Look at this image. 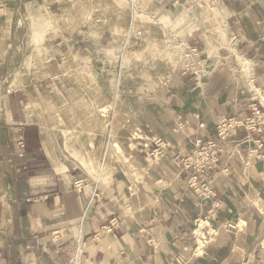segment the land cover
<instances>
[{"label": "crops", "instance_id": "obj_1", "mask_svg": "<svg viewBox=\"0 0 264 264\" xmlns=\"http://www.w3.org/2000/svg\"><path fill=\"white\" fill-rule=\"evenodd\" d=\"M66 1L0 0V54L20 9L40 33L50 30L42 37L51 41L47 44L61 40L64 51L65 41L72 40L71 52L81 57L91 40L81 30H59L68 24L62 9ZM221 7L238 55L249 62V75L236 57L230 61L238 66L218 65L205 81H200L206 73L203 60L198 71L177 75L161 121L132 137L131 150L144 168L134 181L102 169L90 173L78 165L66 167L59 149H51L40 123L47 120L43 107L62 131L77 121L67 110L52 113L46 101L50 94L58 99L65 89L61 67L50 66L38 79L32 76L31 92L29 83L12 81L0 111V264H179V258L186 264L251 259L264 264L261 228L254 235V218L245 212L255 189L264 197V157L251 152L255 143L246 141V129H234L223 143L217 166L202 176L206 191L188 186L192 173L184 167L190 151L215 137L223 115L249 116L254 108L264 112V6L258 0H221ZM4 66L5 56H0V91ZM30 93L36 95L35 105ZM156 140L167 146L154 156ZM103 166L113 167L111 161ZM204 213L213 216L214 233L200 248L190 218ZM241 220L247 221L245 231L239 229Z\"/></svg>", "mask_w": 264, "mask_h": 264}, {"label": "rangeland", "instance_id": "obj_2", "mask_svg": "<svg viewBox=\"0 0 264 264\" xmlns=\"http://www.w3.org/2000/svg\"><path fill=\"white\" fill-rule=\"evenodd\" d=\"M188 1L67 0L62 9L68 24L59 30H81L91 40L81 57L71 52L72 40L65 41L64 51L58 45L61 40L47 44L51 41L42 37L50 35V30L40 33L26 14L22 23L15 25L11 39L3 41L4 53L0 56H5V64L14 71L5 92L14 80L21 85L29 83L31 92L35 89L32 76L40 78L52 65L66 72L65 89L59 93V100L50 94L46 101L52 113L67 110L76 115L75 125L60 130L46 106L43 108L47 120L40 122L47 130L51 149L55 153L59 149L57 155L66 167L80 165L90 173L102 169L134 181L144 168L131 150L132 137L142 133V129H154L161 121L164 100L176 83V76L191 71L190 67L200 69L188 62L189 45L197 46L203 60L201 66L206 73H199L200 81H205L218 65L223 69L239 65L236 60L230 61L233 57L238 59L230 27L228 38H224L209 10L208 2L222 11L221 0H196L187 7ZM258 3L264 6V0ZM235 71L238 73L236 68ZM30 95V102L35 105L36 95ZM104 161H111L113 167L104 168ZM254 192L256 196L251 194L246 201L245 212L254 218L253 234L257 235L261 228L264 238V197H259V190ZM242 201L245 204V199ZM196 217L190 218L194 220L191 225L197 237L203 236L208 226L199 225L201 215ZM208 224L210 227L211 221ZM246 224L247 221L244 226L239 225V229L245 231ZM208 230L213 232L211 227Z\"/></svg>", "mask_w": 264, "mask_h": 264}, {"label": "built area", "instance_id": "obj_3", "mask_svg": "<svg viewBox=\"0 0 264 264\" xmlns=\"http://www.w3.org/2000/svg\"><path fill=\"white\" fill-rule=\"evenodd\" d=\"M186 57L192 66H199L202 63L200 51L195 45H189ZM189 70H192V68L190 67ZM239 127L246 129V141H254L255 143V148L251 152L264 157V153L260 151L264 147V136L262 135L264 132V112L254 108L253 114L249 116L223 115L216 126L215 137L205 143H200L194 150L190 151V154L183 158L184 167L192 173L188 179V186L191 189L196 191H206L208 189L207 182L202 176L208 169L217 166L220 161L223 143L230 138L231 132ZM20 143L24 146V141ZM154 143L155 147L151 151L154 156L160 154L167 146V143L162 140H156ZM209 193L211 194L213 191L210 190ZM229 227L234 228L235 225L230 223ZM178 262L179 264H186L182 258H179Z\"/></svg>", "mask_w": 264, "mask_h": 264}, {"label": "bare ground", "instance_id": "obj_4", "mask_svg": "<svg viewBox=\"0 0 264 264\" xmlns=\"http://www.w3.org/2000/svg\"><path fill=\"white\" fill-rule=\"evenodd\" d=\"M196 0H190L187 2V7H189V5H191L190 3H193L195 2ZM21 6V5H20ZM208 6H209V10H210V13H211V16L215 19L216 21V25H217V30L218 32L220 33V35H222L224 38H228V33H227V29H228V23L226 22V18L225 16L222 14V11L218 9L217 5H212L208 2ZM19 8V7H18ZM18 14V19H19V22L22 23V20L24 19V16H25V11L24 10H20L18 9L17 12ZM17 41V39H16ZM240 63L242 64V68H243V71L245 73H248L249 70V62L248 60H246L245 58L241 57L240 55H237ZM14 73V71L11 69V67L9 66L8 63L5 64V67H4V72H3V82H2V89L0 91V111L3 108V99H4V94H5V90L11 85V82H10V79L12 78V74ZM253 81V80H252ZM251 81V83H252ZM21 84V83H20ZM262 96V95H261ZM114 109V108H113ZM112 109V110H113ZM119 110V109H118ZM119 121V120H118ZM113 125V124H112ZM58 137V136H57ZM63 150V149H62ZM72 158V156H71ZM126 158V157H125ZM70 159V158H69ZM127 161V160H126ZM81 163V162H80ZM79 163V164H80ZM127 165V164H126ZM75 166V165H74ZM80 166V165H79ZM253 196H251L252 198ZM253 199V198H252ZM257 201V199H254L252 201ZM211 218H213V216H210V215H206V216H201L200 219H198V222L199 225H207L208 226V229H210L209 227V222L211 221ZM245 222L244 220H241L240 222V226H244ZM240 227V228H241ZM242 229V228H241ZM244 229V228H243ZM214 232H210L208 230V232H206L203 236H199L198 237V242L200 244V248L203 246V244L205 242H208L209 241V238L211 237V235H213ZM212 238V237H211ZM71 264V263H70ZM246 264H257V262L253 259L249 260Z\"/></svg>", "mask_w": 264, "mask_h": 264}]
</instances>
